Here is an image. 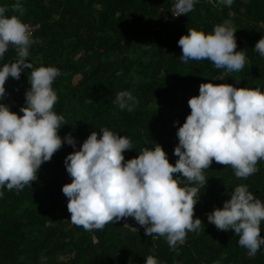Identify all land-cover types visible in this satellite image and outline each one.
Instances as JSON below:
<instances>
[{
	"label": "trees",
	"instance_id": "16d2710c",
	"mask_svg": "<svg viewBox=\"0 0 264 264\" xmlns=\"http://www.w3.org/2000/svg\"><path fill=\"white\" fill-rule=\"evenodd\" d=\"M15 2L0 0V6L8 9L9 17L39 25L28 59L34 68L59 69L53 83L58 96L54 111L67 123L59 135H71L76 148L92 131L99 136V129L107 128L131 140L133 149L123 153L125 160L156 142L174 164L176 132L190 114L188 100L199 95L201 83L264 91V57L253 49L264 36V0H234L231 7L199 0L192 12L167 23L161 22V10L171 8L173 0H22L19 8ZM224 22L237 30V50L246 55L240 72L226 74L208 60L181 61L178 40L187 29L208 34ZM15 59L9 46L3 62ZM30 71L25 69L19 80L9 77L5 84L3 102L18 115L30 88ZM217 75L224 79L213 80ZM121 91L139 101L132 112L113 102ZM75 150L64 143L22 191L0 189V264H145L149 255L159 264H264V246L250 257L233 230H218L207 220L240 184L264 202V160L247 179H237L230 166L213 161L204 170L207 185L194 206V218H200L202 226L188 232L186 242L173 250L164 237L132 231L125 223L140 227L132 218L93 231L71 222L62 187L71 182L64 161ZM177 179L181 186L187 183Z\"/></svg>",
	"mask_w": 264,
	"mask_h": 264
},
{
	"label": "clouds",
	"instance_id": "9594fccd",
	"mask_svg": "<svg viewBox=\"0 0 264 264\" xmlns=\"http://www.w3.org/2000/svg\"><path fill=\"white\" fill-rule=\"evenodd\" d=\"M198 2L173 0L170 11L173 17H180L192 12ZM216 2L231 7L234 0ZM21 5L22 0H16L15 7ZM7 11L0 6V189L19 192L31 186L38 179L41 165L67 143L76 150L65 158L66 171L72 179L62 192L68 199L67 210L74 225L86 231L102 230L109 223L132 218L144 228L146 236L164 237L169 248L175 250L188 232L202 226L201 219L194 218V206L200 189L207 185L204 170L213 161L230 166L237 179H247L259 170L257 162L264 160V91L227 83H201L199 95L188 100L191 111L176 132L178 144L173 155L178 159L174 164L156 142L125 160L123 153L133 149L131 140L107 128L99 129V136L92 131L76 148L71 135L63 139L59 135L67 124L64 116L54 111L58 96L53 83L61 74L59 69L33 67L28 59L35 42L31 32L16 16H7ZM236 31L227 22L214 26L208 34L187 29V34L178 40L181 61L208 60L226 74L240 72L246 55L237 50ZM9 46L16 52V59L3 62ZM253 49L264 57V36ZM25 69L31 70L30 88L19 110L22 115H18L3 102L7 95L5 84L9 77L19 80ZM223 79L224 75L213 78ZM113 102L128 112L139 103L128 91L116 94ZM177 177L185 178L187 183L181 186ZM3 195L0 191V197ZM207 220L218 230H233L238 245L246 248L250 257L264 246V202L245 184L237 185L222 208L207 214ZM145 264L159 261L149 255Z\"/></svg>",
	"mask_w": 264,
	"mask_h": 264
},
{
	"label": "built area",
	"instance_id": "2783aa9c",
	"mask_svg": "<svg viewBox=\"0 0 264 264\" xmlns=\"http://www.w3.org/2000/svg\"><path fill=\"white\" fill-rule=\"evenodd\" d=\"M171 8L167 9V10H161V15H160V19H161V22L163 23H167L169 22L170 20L174 19V18H177V17H173V14L171 13ZM25 25L28 26L30 32H31V36L33 37L35 31L37 30V28H39V25H33L31 23H28V22H23ZM264 27V25H263ZM128 224V223H127ZM129 226L131 227H134L130 224H128ZM126 225V226H128ZM137 229V231L133 230L132 228H130L132 231L134 232H138L139 230L142 231L143 233H145V231L143 229H141L140 227H134ZM187 238H185L184 242L182 244H184L186 242Z\"/></svg>",
	"mask_w": 264,
	"mask_h": 264
}]
</instances>
